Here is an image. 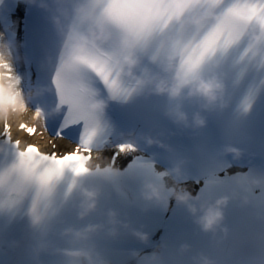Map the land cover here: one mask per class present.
<instances>
[{
    "label": "clouds",
    "instance_id": "obj_1",
    "mask_svg": "<svg viewBox=\"0 0 264 264\" xmlns=\"http://www.w3.org/2000/svg\"><path fill=\"white\" fill-rule=\"evenodd\" d=\"M23 2L49 13L64 61L62 103L52 83L51 88L25 90L13 70L20 59L17 47L0 33V160L5 161L0 165V213L14 214L27 202L26 215L35 228L57 214L54 202L61 182L66 186L64 197L71 186L70 193L76 196L77 218L83 220L97 211L101 191L98 186L80 183V178L95 176L103 183H111L122 177L114 156L135 157L152 147L173 152L161 140L135 132L115 135L111 148L98 143L100 136L111 133L105 117L112 103L123 107L132 99L165 97L171 104L165 115L173 124L199 134L207 126L208 115L229 110L235 117V127L239 128L257 93L264 90V11L257 0H126L132 12L120 23L106 11L108 5L97 0ZM90 65L119 74L128 88L127 96L114 95L105 88ZM94 82L102 86L103 94ZM52 92L57 97L54 105L31 107L34 100ZM185 104L194 109L190 118L183 110ZM69 110L87 120L89 128L97 129L98 133L89 145L91 150L80 152L86 172L79 176H73L66 164L59 163V157L56 162L47 158L50 153H74L78 143L67 145L68 151L57 152L54 141L62 139L49 137L53 151L44 152L38 144L13 138L14 131L25 133L22 127L35 129V135L44 136L46 121L59 118L63 122ZM118 145L135 150L127 147L119 150ZM8 149L12 153L10 160ZM106 150L112 151L113 157L106 156ZM229 157L233 164H239L245 159L251 162L254 154L230 144L208 158L213 162ZM192 163V159L177 154L159 176L145 172L138 183L140 211L147 212L153 207L166 211L173 202L182 206L199 232L207 234L213 248H219L229 237L225 224L229 205L249 211L255 221L264 225V202H257L252 195L264 181L237 173L219 194L203 198L211 181L194 195L182 172ZM61 169L63 175L58 176ZM159 177H166L167 181L158 182ZM122 234L148 245L147 234L119 221L117 213L108 210L106 224L61 228L58 237L65 247L37 239L31 251L35 264H40L42 254L60 257L62 264H112L95 238L103 236L115 241ZM188 250L181 245L178 252L171 253L161 244L136 264H170L173 256L183 257ZM137 255L131 253L133 259ZM196 264H222V261L218 256L199 253Z\"/></svg>",
    "mask_w": 264,
    "mask_h": 264
},
{
    "label": "snow or ice",
    "instance_id": "obj_2",
    "mask_svg": "<svg viewBox=\"0 0 264 264\" xmlns=\"http://www.w3.org/2000/svg\"><path fill=\"white\" fill-rule=\"evenodd\" d=\"M98 3L107 4L108 7L106 11L117 23H120L124 20L126 15L132 12V9L126 3V0H97ZM257 3L260 6V9L264 11V0H257ZM93 70L97 72V75L100 79L101 84L110 90L114 95L117 96H127L128 88L124 85L123 81L120 79L119 74H113L111 70H100L96 69L95 65H90ZM64 68L63 57H60L59 62L55 68V72L52 76L51 83L56 89L57 97L60 99V102H63V92L65 90V82L61 78V72ZM45 126V131H46ZM66 130H74L78 135V147L74 153L71 154H48L47 158L51 161L56 162L57 157H59V163L66 164L67 170L70 171L73 176H79L86 172V169L82 166L83 157L80 156L81 151H90L89 145L96 140L97 138V129L89 128L87 120L83 119L79 114L74 113L72 110H69L63 117V122L60 121V127L56 131L57 138H64V132ZM7 131V130H5ZM22 131L26 133L27 136L35 135L36 130L30 128L22 127ZM119 150H124L126 147L128 150L132 149L131 146L118 145ZM69 161H76L75 163H67ZM115 162V156L113 157ZM145 172L152 170V165L150 163H144L141 165ZM58 176L63 175V169L58 173ZM51 179V176H49ZM47 183V180L45 181ZM71 186L69 187V192L65 193V197L70 194ZM14 203V201H13ZM35 210V209H33ZM40 217H37V220H40Z\"/></svg>",
    "mask_w": 264,
    "mask_h": 264
},
{
    "label": "bare ground",
    "instance_id": "obj_3",
    "mask_svg": "<svg viewBox=\"0 0 264 264\" xmlns=\"http://www.w3.org/2000/svg\"><path fill=\"white\" fill-rule=\"evenodd\" d=\"M2 130V129H0ZM15 135L17 136V138H22V134L15 132ZM29 143H35L38 142L39 144L43 145L45 147L46 152H51V147L48 145V140L47 139H42L41 137H34V138H30L28 139Z\"/></svg>",
    "mask_w": 264,
    "mask_h": 264
}]
</instances>
